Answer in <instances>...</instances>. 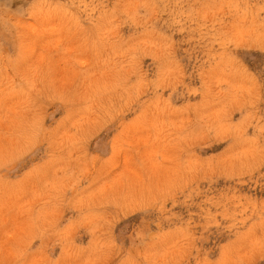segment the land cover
I'll list each match as a JSON object with an SVG mask.
<instances>
[{
    "label": "rangeland",
    "instance_id": "rangeland-1",
    "mask_svg": "<svg viewBox=\"0 0 264 264\" xmlns=\"http://www.w3.org/2000/svg\"><path fill=\"white\" fill-rule=\"evenodd\" d=\"M0 264H264V0H0Z\"/></svg>",
    "mask_w": 264,
    "mask_h": 264
}]
</instances>
